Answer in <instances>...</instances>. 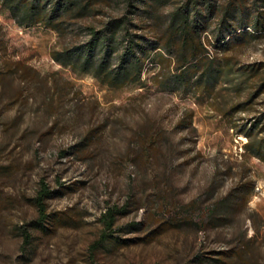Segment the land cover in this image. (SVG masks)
<instances>
[{
    "label": "rangeland",
    "instance_id": "1",
    "mask_svg": "<svg viewBox=\"0 0 264 264\" xmlns=\"http://www.w3.org/2000/svg\"><path fill=\"white\" fill-rule=\"evenodd\" d=\"M211 1L210 34L229 0ZM235 2L237 20L264 22V0ZM123 5L102 0L69 21L81 28L71 43ZM62 42L0 0V264H264V158L253 152L264 146V30L224 52L212 90L178 88L175 63L153 54L142 82L114 87L54 58ZM42 182L53 192L43 225ZM110 206L123 211L106 228Z\"/></svg>",
    "mask_w": 264,
    "mask_h": 264
},
{
    "label": "trees",
    "instance_id": "2",
    "mask_svg": "<svg viewBox=\"0 0 264 264\" xmlns=\"http://www.w3.org/2000/svg\"><path fill=\"white\" fill-rule=\"evenodd\" d=\"M162 1L125 0L120 15L111 17L102 28L89 24V38L73 44L72 36L81 28L68 26V22L87 17L94 4L102 5V0H2V3L21 24L42 23L58 32L63 45L54 52V58L80 72L92 73L114 87L142 82L147 57L153 54L161 68L166 63H175L179 72L171 81L178 88L204 84L212 90L227 62L224 52L234 43L247 41L264 30L260 19L254 23L244 17L237 20V12L241 16L244 13L235 0L221 6L220 20L211 34L202 20L206 11L212 13L217 8L211 0H185L166 12L161 11ZM209 43L217 48L216 55L211 54ZM161 71L164 72L159 70L155 79L163 74ZM252 143L250 139L246 148L250 149ZM253 152L264 158V146ZM52 193L49 184L42 182L35 197L42 225L50 217L47 199ZM122 211L118 206H110L103 214L105 227L112 228ZM109 236L105 231L100 242L107 241ZM25 238L27 242L32 238L28 230Z\"/></svg>",
    "mask_w": 264,
    "mask_h": 264
}]
</instances>
